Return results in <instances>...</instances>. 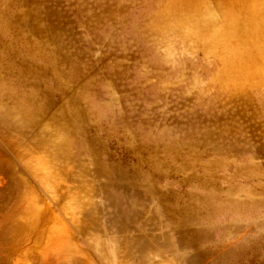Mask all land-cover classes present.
I'll return each mask as SVG.
<instances>
[{"label": "rangeland", "instance_id": "rangeland-1", "mask_svg": "<svg viewBox=\"0 0 264 264\" xmlns=\"http://www.w3.org/2000/svg\"><path fill=\"white\" fill-rule=\"evenodd\" d=\"M261 0H0V264H264Z\"/></svg>", "mask_w": 264, "mask_h": 264}, {"label": "crops", "instance_id": "crops-1", "mask_svg": "<svg viewBox=\"0 0 264 264\" xmlns=\"http://www.w3.org/2000/svg\"><path fill=\"white\" fill-rule=\"evenodd\" d=\"M255 2H258V0H248V3L247 4H253ZM260 4H264V0H261L260 1Z\"/></svg>", "mask_w": 264, "mask_h": 264}]
</instances>
